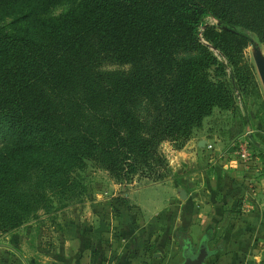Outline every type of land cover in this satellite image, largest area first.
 <instances>
[{"label":"trees","instance_id":"16d2710c","mask_svg":"<svg viewBox=\"0 0 264 264\" xmlns=\"http://www.w3.org/2000/svg\"><path fill=\"white\" fill-rule=\"evenodd\" d=\"M37 1L0 0V13L62 0ZM209 14L222 27L202 36L233 67L250 33L264 42V0H78L21 15L22 32L0 28V229L49 208L47 193L88 161L117 181L163 178V142L179 149L214 108L234 109L224 65L198 36Z\"/></svg>","mask_w":264,"mask_h":264},{"label":"crops","instance_id":"0c3cea01","mask_svg":"<svg viewBox=\"0 0 264 264\" xmlns=\"http://www.w3.org/2000/svg\"><path fill=\"white\" fill-rule=\"evenodd\" d=\"M203 124L179 149L161 144L163 178L113 182L107 195L7 234L0 264H182L178 240L204 238L215 252L206 264H264V126L247 135L260 155L243 168L231 151L225 160L217 153L244 134Z\"/></svg>","mask_w":264,"mask_h":264},{"label":"rangeland","instance_id":"374dc122","mask_svg":"<svg viewBox=\"0 0 264 264\" xmlns=\"http://www.w3.org/2000/svg\"><path fill=\"white\" fill-rule=\"evenodd\" d=\"M39 1L40 0L33 2V4L38 5ZM77 1L78 0H62L54 6H50L47 10L38 7L40 5H30L23 7L20 13L12 15H2V13H0V28L8 33L14 31L22 32L23 30H27L28 19L20 17L21 15L31 11L34 15L37 14L42 17L57 16L69 7L75 5ZM211 26H214L217 29L222 27V24L214 14H209L202 19L198 29V36L200 41L211 50L213 56L223 63L225 74L221 77H223L233 89L235 107H233L234 109L232 110H220L214 108L213 113L208 119H206L204 124L205 127H211L217 133L225 132L228 134L229 129L232 131L240 130L244 134V138L247 139V135L251 131H253L254 135L256 132V126H264V85L260 78L257 66L258 58L264 60V42H260L254 34L250 33L252 43L243 50L239 63L236 67H233L227 62V59L220 50L216 49L203 38L202 32L205 28ZM114 67L116 66H110L109 68ZM237 73L242 77V83L236 81L235 77H237ZM196 130L197 129H195L194 132ZM0 134L1 146L5 144L6 141L2 129H0ZM254 137L255 136H253V140L251 141L253 148L256 150V146L254 145L256 138ZM256 155L259 156L260 154H257L255 151L254 157ZM254 171L255 170H252L251 173ZM254 173L256 174V172ZM70 177V185L67 189H58L54 193H47V196L51 201L49 208L38 209L35 217L25 222L19 228L0 229V241H3L7 234L17 232L20 228H31L34 225L39 226L42 221L48 222L52 217L60 216L63 211L70 212V208L73 206H79L90 199L95 200L97 194L107 195V192L112 189L111 185L113 182L121 184L123 185V188H125L139 179L150 181L140 176H134L129 180L117 181L111 177L106 170L97 168L91 161H88L83 169L75 171Z\"/></svg>","mask_w":264,"mask_h":264},{"label":"water","instance_id":"95a60500","mask_svg":"<svg viewBox=\"0 0 264 264\" xmlns=\"http://www.w3.org/2000/svg\"><path fill=\"white\" fill-rule=\"evenodd\" d=\"M257 66L264 85V60L258 58ZM180 193L182 194L181 198L184 199L185 192L180 190ZM178 244L183 257L182 264H206V259L215 253L208 249L206 238L201 240L197 245H193L189 239H179Z\"/></svg>","mask_w":264,"mask_h":264},{"label":"built area","instance_id":"2783aa9c","mask_svg":"<svg viewBox=\"0 0 264 264\" xmlns=\"http://www.w3.org/2000/svg\"><path fill=\"white\" fill-rule=\"evenodd\" d=\"M206 148L210 151H216L212 144H207ZM255 149L249 142V140L244 137L233 139L232 143L229 147L226 148V151H222L217 153V158L225 160L226 155H228V151H231L235 156L237 162L241 164L243 168H251L254 165V151ZM215 153V152H214ZM216 154V153H215Z\"/></svg>","mask_w":264,"mask_h":264},{"label":"clouds","instance_id":"9594fccd","mask_svg":"<svg viewBox=\"0 0 264 264\" xmlns=\"http://www.w3.org/2000/svg\"><path fill=\"white\" fill-rule=\"evenodd\" d=\"M255 259H256L257 261H259V260H260V257H259V256H256Z\"/></svg>","mask_w":264,"mask_h":264}]
</instances>
